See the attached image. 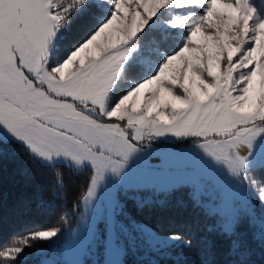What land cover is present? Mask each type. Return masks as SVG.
<instances>
[{
    "label": "snow or ice",
    "instance_id": "6c2138e0",
    "mask_svg": "<svg viewBox=\"0 0 264 264\" xmlns=\"http://www.w3.org/2000/svg\"><path fill=\"white\" fill-rule=\"evenodd\" d=\"M160 138L239 190L228 219L199 193L192 200L215 218L208 231L229 240L230 264H253L238 229L245 219L257 224L256 206L264 210V0H0V218L6 159H22L15 171L30 186L12 212L65 204L78 177L73 211L83 204L87 212L106 181L154 155ZM167 163L143 161L149 169ZM49 172L51 191L33 186ZM59 221L67 224L64 215ZM258 222L252 240L264 247V216ZM62 230L14 235L0 243V264H24L29 249L42 253L37 244H53ZM154 235L193 247L181 232ZM201 256L215 264L211 241Z\"/></svg>",
    "mask_w": 264,
    "mask_h": 264
},
{
    "label": "rangeland",
    "instance_id": "374dc122",
    "mask_svg": "<svg viewBox=\"0 0 264 264\" xmlns=\"http://www.w3.org/2000/svg\"><path fill=\"white\" fill-rule=\"evenodd\" d=\"M144 59H152V56L144 55ZM262 151L257 147V156ZM150 157L141 156L133 161L128 172L120 179L109 178L102 189L99 190L93 208L85 212V206L80 204L81 213L76 217L74 227L60 246H53L50 255L42 256V261L49 264H124V253L127 250L144 248L141 256L146 252H160L168 248L166 241L158 239L152 228L143 223H136L123 219L124 196L133 197L140 201L137 190L151 192H167L174 186H188L192 195L199 193L206 204H217L218 210L230 218L233 209L230 207L232 200L239 197V190L232 182L220 172H205L198 159L193 157L191 150H181L180 145L173 139L160 138L153 142ZM167 157L168 163L157 169H149L144 166L146 158L162 159ZM191 169V172H186ZM136 193H131V192ZM251 197V189H248ZM257 226L259 218L264 216V210L255 207ZM85 215L89 219V225L83 226L79 217ZM79 229L76 236L72 233ZM170 248V247H169Z\"/></svg>",
    "mask_w": 264,
    "mask_h": 264
},
{
    "label": "trees",
    "instance_id": "16d2710c",
    "mask_svg": "<svg viewBox=\"0 0 264 264\" xmlns=\"http://www.w3.org/2000/svg\"><path fill=\"white\" fill-rule=\"evenodd\" d=\"M259 3V0H257ZM78 22L73 28L75 33L79 25ZM14 147V145H11ZM6 146V150H7ZM22 159L5 160L3 172V197L4 207L3 215L0 218V243H7L14 235L34 231L37 229H51L56 226L62 227L59 238L54 239L51 245H39L43 252H34L29 249L23 257L24 264H41V257L50 255L53 246H60L67 235L74 227L76 217L80 215L81 208L73 211V205L79 202V196L82 192L80 185L83 178L78 177L76 182L71 185V194L65 204L46 205L37 207L26 214H17L11 211L18 196L26 194L30 187L27 182L16 174V168L22 164ZM255 175L259 177L261 170H257ZM54 178L51 172L46 177L37 178L33 181V186H38L41 191H51L55 187ZM51 186V187H50ZM141 200L136 201L133 197L124 196L122 216L125 220H131L136 223H143L152 228L155 232L159 231L161 235L171 232H181L191 237L193 247L188 248L183 245L180 247H168L164 251L146 252V256H141L144 248H138L133 251L126 245L124 253V264H202L201 248L211 241L215 250V264H230L229 261V240L219 231L209 232L208 228L215 224V218L206 215L204 209L194 205L192 193L188 186H181L176 191L151 192L148 190H137ZM131 192V193H136ZM166 202L164 207L159 205V201ZM144 202V207L138 204ZM64 215L67 224L63 225L59 217ZM259 231L255 225H250L245 219L239 225L238 232L249 246L253 247V264H264V247H259L252 240L253 232ZM57 264H63L58 262Z\"/></svg>",
    "mask_w": 264,
    "mask_h": 264
}]
</instances>
